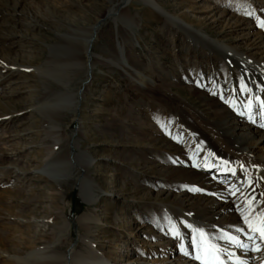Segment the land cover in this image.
<instances>
[{"label": "rangeland", "instance_id": "374dc122", "mask_svg": "<svg viewBox=\"0 0 264 264\" xmlns=\"http://www.w3.org/2000/svg\"><path fill=\"white\" fill-rule=\"evenodd\" d=\"M110 1L118 16L128 19L130 32L119 21L114 24L111 16L103 19L112 7ZM153 1L201 36L228 47L237 46L241 52L256 42L255 36L264 39V27L260 26L264 23V0ZM120 3L22 0L18 7L22 14L15 18L20 19L15 22L17 28L10 29L16 36L0 40V168L10 167L12 157L19 159L16 167L0 172V264H27V253L46 246L57 254L75 252L87 257L86 243L100 252L107 264H121L131 250L140 252L150 246V235L160 223L168 222L163 209L174 207L173 198L180 193V188H165L171 195L157 194V168H189L181 156L182 143L189 139V131L182 124L189 115L183 108L190 106L195 113L217 122L207 102L218 99L226 104L235 97L224 84L233 71L214 55L190 45L181 31L138 0H130L123 8ZM25 16L37 21L38 26L25 25ZM243 20L247 30H242ZM96 23L97 37L91 52L110 57L121 44L128 67L139 71L150 85L140 89L130 81L134 76L131 70L125 68L122 73L97 62L87 76L89 84L77 109L54 119L59 127L54 133L36 113L46 102L45 82L43 85L38 71L46 68L48 46L56 42V34H64L68 27L85 31ZM129 33L132 38L123 43ZM80 62L84 64L85 58ZM84 71L75 72L71 78V92L82 88ZM201 82L205 87L200 95L185 91L198 88ZM219 87L226 89L218 97L211 90ZM47 88L54 92L58 89ZM249 114L262 116L264 108ZM246 122L252 124L248 119ZM74 141L78 150L94 161L86 176L99 197L91 206L79 197L80 169H72L71 177L61 184L37 173L50 154L60 153L64 160L75 155L76 151L69 149ZM54 165L58 168V163ZM172 182L174 187H181L180 181ZM192 193L208 195L200 189ZM177 224L184 222L177 220ZM162 237L166 242L157 249V260L180 242L172 234ZM179 252H188L186 244L173 254ZM141 258L143 262L148 259Z\"/></svg>", "mask_w": 264, "mask_h": 264}, {"label": "bare ground", "instance_id": "6f19581e", "mask_svg": "<svg viewBox=\"0 0 264 264\" xmlns=\"http://www.w3.org/2000/svg\"><path fill=\"white\" fill-rule=\"evenodd\" d=\"M12 1L11 4L7 0H0V40L16 36L12 30L17 28L15 22L20 20L15 18L18 14H22L18 10L22 0ZM129 1L121 0L119 6L123 8ZM138 1L159 13L168 23L181 31L190 45L196 44L202 51H207L220 60L227 70L231 69L234 75L232 78L225 77L224 84L234 92L235 97L226 104L220 103L218 99L207 102L206 105L212 109V115L217 122H212L195 113L190 106H186L185 102L181 101L184 104L182 106H186L183 108L185 112L183 113L189 115L188 120H182L183 126L189 131L187 133L189 139L182 143L181 156L185 163L189 164V168L156 166L158 167L156 183L159 187L157 194L171 195L170 192L165 191V188H180V193L178 192L173 198L174 207L161 206L162 209L166 208L163 211L168 217V222L157 224L155 233L150 235L153 243L150 246H144L140 252L135 248V250L130 249L132 252L125 254L126 258L122 263L200 264V261L194 258L197 252L193 248V239L195 237L199 243V236L193 229H202L209 242L220 250L219 256L223 264H264V240L260 238L258 232H253L248 227L249 224L259 227L264 220V127H261L264 124V114L259 117L248 115V111L261 107L260 102L264 101V39L261 36H255L256 42L252 41L251 47L246 52H241L237 46L228 47L211 41L204 35L201 36L184 21L167 14L153 0ZM110 3L112 7L106 11L103 19L111 16L114 24L119 21L130 32L128 19L118 16L113 9V1ZM236 11L239 12L240 8L237 7ZM25 17V22L22 20L25 25L31 26L32 23V26H38L37 21L28 20L29 16ZM244 24L243 20L242 30H247ZM96 30L97 23L85 31L68 27L64 34H56V42L48 46V54L44 60L46 68L38 71V77L43 81V85L45 82L43 100L46 102L39 104L36 113L54 133L59 130L54 119L77 109L86 85L89 84L87 76L91 74L97 62L122 73L125 68L131 70L134 76L130 78V81L138 85L140 89H147V85H150L147 78L143 77L139 71L128 67L121 44H118L116 54L110 57H101L91 52L97 37ZM131 38L132 34L129 33V38L123 40V43H128ZM252 50L260 52L259 54L250 53ZM82 57L85 58L84 64L80 62ZM82 69L86 73L82 88L71 92L69 89L71 78L76 75L75 72ZM231 84H234L236 88L233 89ZM47 86H55L58 89L54 92ZM197 87L184 90L191 95H200V90H203L205 86L201 82ZM225 89V87L212 88L211 92H215L219 97V93H223ZM243 115L246 121L248 119L252 124H247L241 117ZM69 149L76 151V154L72 157L68 156L66 160L60 157V153L50 154L43 160L44 167L37 170V173L45 176L51 183L61 184L71 177L72 169H80L82 177L77 185L79 197L86 205H94L99 196L93 191L92 182L86 176L94 161L89 155L78 150L76 141L70 145ZM214 155L216 159L212 157ZM18 163V158H11V166L16 167ZM55 163H58V168H53ZM197 165L201 167L196 168ZM10 167L0 168V172L3 173ZM171 180L180 181L181 187H174ZM216 181L224 185L217 184ZM194 189L204 190L208 195L194 196L192 193ZM245 218L248 223L245 222ZM177 220L184 222V225H178ZM236 229L241 231L238 232ZM177 232L179 235H176ZM171 234L180 238L179 244L171 245L170 250L161 255L164 257L157 260V249L166 242L162 236ZM225 234L235 237L238 243L227 242ZM249 236L253 239H248ZM181 244H186L188 254L179 252L174 255L173 253L181 248ZM86 245L89 253L87 257L77 255L75 252L66 256L57 254L50 250L51 246H46L33 249L24 259L27 264L108 263L91 244L86 243ZM143 256L148 258L147 261L141 260Z\"/></svg>", "mask_w": 264, "mask_h": 264}, {"label": "snow or ice", "instance_id": "6c2138e0", "mask_svg": "<svg viewBox=\"0 0 264 264\" xmlns=\"http://www.w3.org/2000/svg\"><path fill=\"white\" fill-rule=\"evenodd\" d=\"M260 26L264 27V23H262ZM260 104L261 107L264 108V101H261ZM261 127H264V124H262ZM245 222L248 223L246 218ZM248 227L251 231L258 232L260 238L264 240V220L261 221V225L259 227H254L251 224H249ZM193 231L199 236V243H197L195 237L193 239V248L197 252V255L194 258L199 260L200 264H223L219 256L220 250L216 247V245L209 242V240L206 238L205 232L202 229H193ZM236 231L239 232L241 230L236 229ZM176 235H179V233L177 232ZM225 236L227 242L238 243L235 237L227 236V234H225ZM248 239L251 240L253 237L249 236Z\"/></svg>", "mask_w": 264, "mask_h": 264}, {"label": "water", "instance_id": "95a60500", "mask_svg": "<svg viewBox=\"0 0 264 264\" xmlns=\"http://www.w3.org/2000/svg\"><path fill=\"white\" fill-rule=\"evenodd\" d=\"M75 194H76V191L74 190V192L72 193V201L74 200Z\"/></svg>", "mask_w": 264, "mask_h": 264}]
</instances>
